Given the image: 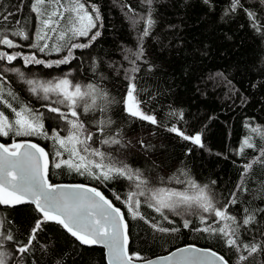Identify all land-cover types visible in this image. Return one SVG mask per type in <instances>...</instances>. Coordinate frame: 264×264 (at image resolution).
<instances>
[{
  "label": "trees",
  "instance_id": "trees-1",
  "mask_svg": "<svg viewBox=\"0 0 264 264\" xmlns=\"http://www.w3.org/2000/svg\"><path fill=\"white\" fill-rule=\"evenodd\" d=\"M22 120L0 142L108 198L131 260L195 245L264 264V0H0V121ZM40 219L0 205L1 264H106L55 221L28 245Z\"/></svg>",
  "mask_w": 264,
  "mask_h": 264
},
{
  "label": "water",
  "instance_id": "water-1",
  "mask_svg": "<svg viewBox=\"0 0 264 264\" xmlns=\"http://www.w3.org/2000/svg\"><path fill=\"white\" fill-rule=\"evenodd\" d=\"M49 157L36 143L0 142V205H32L41 215L28 245L40 225L60 223L80 244L104 252L106 264H228L215 251L186 245L146 261L128 256L127 222L120 209L99 190L81 184H54L48 180Z\"/></svg>",
  "mask_w": 264,
  "mask_h": 264
},
{
  "label": "rangeland",
  "instance_id": "rangeland-1",
  "mask_svg": "<svg viewBox=\"0 0 264 264\" xmlns=\"http://www.w3.org/2000/svg\"><path fill=\"white\" fill-rule=\"evenodd\" d=\"M60 36H58V37H60ZM125 107H126L127 112L130 114H133L135 116H139V117H142L145 119L149 118L141 112L137 103H135L134 96L132 93V88H130L129 93L126 97ZM27 128H29V126L27 125L26 121H24V120L19 121L13 125H10L6 121H0V136L5 138L7 141L10 140V138L13 137V135H16L17 137H22V136H25L27 134ZM1 237L7 238L6 235H4L2 233V231L0 233V240H1ZM0 256L3 257V254L1 253V249H0ZM0 264H1V258H0Z\"/></svg>",
  "mask_w": 264,
  "mask_h": 264
},
{
  "label": "flooded vegetation",
  "instance_id": "flooded-vegetation-1",
  "mask_svg": "<svg viewBox=\"0 0 264 264\" xmlns=\"http://www.w3.org/2000/svg\"><path fill=\"white\" fill-rule=\"evenodd\" d=\"M14 142H17V141H14ZM10 144H12L13 142H9ZM9 143H6L7 145H10Z\"/></svg>",
  "mask_w": 264,
  "mask_h": 264
},
{
  "label": "bare ground",
  "instance_id": "bare-ground-1",
  "mask_svg": "<svg viewBox=\"0 0 264 264\" xmlns=\"http://www.w3.org/2000/svg\"><path fill=\"white\" fill-rule=\"evenodd\" d=\"M24 74V73H23ZM28 76V75H27ZM128 223V222H127Z\"/></svg>",
  "mask_w": 264,
  "mask_h": 264
}]
</instances>
